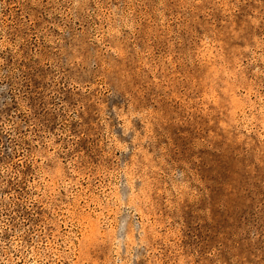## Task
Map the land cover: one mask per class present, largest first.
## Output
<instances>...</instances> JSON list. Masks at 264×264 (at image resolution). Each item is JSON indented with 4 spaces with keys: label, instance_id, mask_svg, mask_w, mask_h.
I'll return each mask as SVG.
<instances>
[{
    "label": "rangeland",
    "instance_id": "374dc122",
    "mask_svg": "<svg viewBox=\"0 0 264 264\" xmlns=\"http://www.w3.org/2000/svg\"><path fill=\"white\" fill-rule=\"evenodd\" d=\"M0 264H264V0H0Z\"/></svg>",
    "mask_w": 264,
    "mask_h": 264
}]
</instances>
